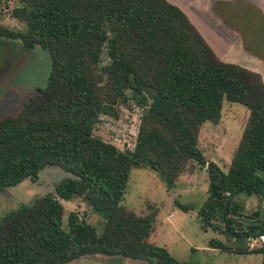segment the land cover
<instances>
[{
	"label": "trees",
	"instance_id": "16d2710c",
	"mask_svg": "<svg viewBox=\"0 0 264 264\" xmlns=\"http://www.w3.org/2000/svg\"><path fill=\"white\" fill-rule=\"evenodd\" d=\"M0 38L19 40L51 59L43 87L16 114L0 117V190L58 166L70 175L53 194L22 204L0 219V264H67L91 255L149 264H187L150 237L156 211L136 214L121 204L133 168L156 172L167 189L205 167L208 195L198 224L233 240L209 247L262 254L258 211L245 215L240 196L264 191V83L259 73L222 61L187 15L168 0H0ZM249 115L227 168L198 146L204 122L218 123L223 101ZM142 110L132 149L94 135L101 115L118 104ZM84 202L104 219L102 232L68 213L62 201ZM183 210H187L184 206ZM255 216V218H254ZM261 243V242H259Z\"/></svg>",
	"mask_w": 264,
	"mask_h": 264
},
{
	"label": "rangeland",
	"instance_id": "374dc122",
	"mask_svg": "<svg viewBox=\"0 0 264 264\" xmlns=\"http://www.w3.org/2000/svg\"><path fill=\"white\" fill-rule=\"evenodd\" d=\"M236 3L230 5L234 16L243 15ZM0 23L23 29L24 25L13 18L0 17ZM51 66L49 53L39 46L26 50L19 40L0 38V117L16 114L23 103L33 95L37 87H43ZM142 110L133 103L118 104L113 114L101 115L94 135L118 148L132 149L140 123ZM248 109L239 103L224 100L218 123H203L198 146L208 161L227 168L238 145L245 126ZM70 174L64 169L48 165L39 173L35 182L25 179L21 183L0 190V219L22 204H30L45 194H53L55 185ZM209 180L205 167L195 165L193 173L179 176L175 185L167 189L159 175L149 168H133L121 204L136 214H144L152 207L156 211L155 230L150 240L165 247L176 259L187 264H261L262 254H239L234 250H217L209 247V241L217 238L233 246V240L211 229L203 230L198 224V212L207 198ZM245 215L259 213L264 218V191L240 196ZM66 221L71 211L92 224L100 234L104 227L101 215L93 213L78 199L62 201ZM187 210H183L182 207ZM255 218V216H254ZM261 246L254 243L252 246ZM252 247L251 245H249ZM67 264H149L120 256L91 255Z\"/></svg>",
	"mask_w": 264,
	"mask_h": 264
},
{
	"label": "crops",
	"instance_id": "0c3cea01",
	"mask_svg": "<svg viewBox=\"0 0 264 264\" xmlns=\"http://www.w3.org/2000/svg\"><path fill=\"white\" fill-rule=\"evenodd\" d=\"M168 1L187 15L222 61L259 73L264 83V0ZM234 3L243 15H233Z\"/></svg>",
	"mask_w": 264,
	"mask_h": 264
},
{
	"label": "built area",
	"instance_id": "2783aa9c",
	"mask_svg": "<svg viewBox=\"0 0 264 264\" xmlns=\"http://www.w3.org/2000/svg\"><path fill=\"white\" fill-rule=\"evenodd\" d=\"M261 242L264 243V233L256 236L254 239L250 241V245L252 246L254 243Z\"/></svg>",
	"mask_w": 264,
	"mask_h": 264
}]
</instances>
